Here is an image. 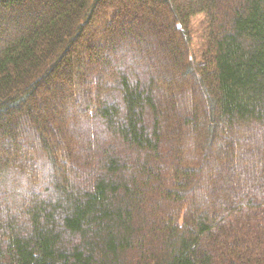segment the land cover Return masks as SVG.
<instances>
[{
	"label": "trees",
	"instance_id": "trees-1",
	"mask_svg": "<svg viewBox=\"0 0 264 264\" xmlns=\"http://www.w3.org/2000/svg\"><path fill=\"white\" fill-rule=\"evenodd\" d=\"M0 264H264V0H0Z\"/></svg>",
	"mask_w": 264,
	"mask_h": 264
},
{
	"label": "rangeland",
	"instance_id": "rangeland-1",
	"mask_svg": "<svg viewBox=\"0 0 264 264\" xmlns=\"http://www.w3.org/2000/svg\"><path fill=\"white\" fill-rule=\"evenodd\" d=\"M149 7H153L152 5H149ZM129 10V9H128ZM127 11V10H126ZM129 13H131L132 15H135L136 16V20L137 18H141V17H146V16H149V11H148V8H131V10L128 11ZM161 24V22H159ZM205 27L203 25V16L199 15V16H196L192 19L191 21V40H192V43L194 46H197L198 43H199V37H200V33L202 31V28ZM166 33V32H165ZM168 38H170V35L169 34H165ZM193 53L195 52L194 50L196 49L195 47H193ZM60 78L58 77L57 78V81L59 80ZM53 88H56V87H53ZM43 88H41V90L39 91L40 94L39 95H43V97H53V95H55L59 90L57 89L56 92H55V89H45V91L42 90ZM55 93V94H53Z\"/></svg>",
	"mask_w": 264,
	"mask_h": 264
}]
</instances>
